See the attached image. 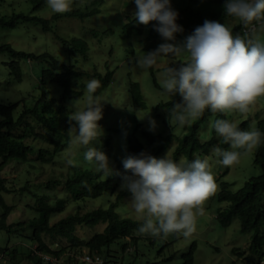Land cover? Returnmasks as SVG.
Segmentation results:
<instances>
[{
	"label": "rangeland",
	"instance_id": "rangeland-1",
	"mask_svg": "<svg viewBox=\"0 0 264 264\" xmlns=\"http://www.w3.org/2000/svg\"><path fill=\"white\" fill-rule=\"evenodd\" d=\"M92 1L95 0H73L72 5L74 9L88 11L95 6ZM127 2H131V0H102V4L98 6L99 12L84 20L69 17L53 20L51 17L56 13L45 4L41 9L31 12V15L49 20L52 32H43L40 25L24 22L19 23L14 29H0V45L9 44L16 51L34 55L48 53L66 64L73 65L76 71L85 74L84 77L75 80L72 84L74 90H82V97L78 100L65 99L64 101V106L70 117L77 109L86 107V85L92 79H96L93 74L104 75L107 71L113 73L110 84L95 96L104 103L103 118L98 122L103 129V135L99 141L93 143V146L99 147L103 151L106 138H111L110 154L107 157L109 166L114 172L117 171V162L121 163L124 159V153L127 149V135L135 133L138 136V131L134 132L136 123L142 124L153 135H165L172 132L176 136L168 144L165 151L157 157L158 159L166 156L174 160L175 146L182 134L181 127L172 124L173 121H169L165 111H158L155 108L157 104L169 101L168 95L163 94L161 90L153 86L149 69L142 70L135 65L136 59L147 53L142 50L141 37L135 36V34L126 35L123 32V25L131 20L134 15L133 8L124 6ZM174 2L175 0H170L171 4ZM30 7L28 0H0V16L18 13L29 14ZM219 23L232 29L241 22L225 20ZM107 30L111 31L110 35L104 34V31ZM247 31H250L252 38L264 43V23H257L255 28L251 26ZM72 38L85 40L88 47L86 60L80 55L70 52L68 46H64L60 42L61 40L70 42ZM184 41L185 38L177 36L175 41L170 43L181 45ZM188 59L187 54L161 57L157 64L152 67L156 83L163 88L164 69L175 65L177 61H187ZM9 60L8 55L0 54V104L9 105L18 102V107L12 111V117L16 118L25 102L31 105V95L35 97L38 94L36 87L41 65L40 63L21 62L23 75L22 80L17 83L12 79L5 65ZM129 81L139 84L146 104L144 110H131L127 91ZM48 91L49 96L56 99L61 95V89L56 85H48ZM223 114L225 120L234 122L237 126L242 122H247L248 130H251L253 127L255 128L257 119H264V96L258 97L247 113L242 114L233 110L225 111ZM27 121L30 122L29 119ZM214 121L213 117H209L200 125L198 130L200 143L208 141L213 136L212 130L214 128L212 125ZM31 125L34 131H37V127L32 123ZM73 135L70 133L71 144L56 155L53 163L42 164L37 160V155L34 154L28 156L26 163L10 162L3 168L0 176L4 178L6 186L14 191L10 194H2L5 204L13 207L6 219L7 224L27 221L35 216L31 209L35 203V198L28 191L38 196H45L47 202L51 204L58 199L64 200L63 211L53 215L49 220L50 224L76 212L82 214L98 207L106 209L112 202L115 195L112 196L109 192H105L95 199L74 203L62 185L48 184L52 180H64L74 172L76 167L93 172L99 170L94 161L88 162L84 159L86 148L75 143ZM215 137L219 138L220 136L215 133ZM24 143L33 147L35 151L50 148L31 136L26 137ZM228 150H232L231 146ZM255 150L256 148L242 156L239 163L230 167H225L218 162L219 159L215 156L213 149L208 155H195V158L207 157L209 159L218 190L219 181H223L229 185L230 191L235 192L243 186L246 180L260 173L259 166L253 164ZM182 159L184 158L180 157L177 162ZM47 184L49 188L46 187ZM24 186L28 191L20 192V188ZM216 193L204 202V214L197 217L196 231L191 236L184 237L177 233L151 236L135 231L131 238L129 237V246L124 253H121L118 243L110 245V250L102 255L106 264H130L132 255L136 252L134 264L145 262L182 264L183 255L192 243L195 244L194 264H243L239 258L232 254L231 250L233 248L246 250L250 235L239 232V221L236 218L232 219L230 225L225 228L218 226L214 219L216 210L225 207L226 203L217 202ZM114 211L121 218L143 221V218L133 210L130 196L123 198ZM104 226L105 224H97L94 227L76 226L74 235L79 240L86 241L94 234L102 232ZM27 235L7 237L4 231H0V249H5L4 251L7 252L6 255L0 252L2 264H46L44 262L37 263L36 260L31 261L26 257L28 251L34 250L36 247V244L26 237ZM135 237L138 239L136 242H132ZM41 239L53 251L61 247H70L57 259L55 264H85L77 261L72 254H88L86 248L81 247L82 251H80L79 248L73 247L72 250L69 242L52 235L42 234ZM13 249L18 254L15 258L10 259ZM67 256L74 260L72 262L67 260Z\"/></svg>",
	"mask_w": 264,
	"mask_h": 264
},
{
	"label": "trees",
	"instance_id": "trees-1",
	"mask_svg": "<svg viewBox=\"0 0 264 264\" xmlns=\"http://www.w3.org/2000/svg\"><path fill=\"white\" fill-rule=\"evenodd\" d=\"M30 4L29 14H12L10 16H0V29H14L19 23H32L40 25L43 32H52L49 26V20L37 18L31 15L45 4L46 0H28ZM225 0H175L171 4L172 8L178 12L177 24L182 26L183 32L176 34V37L185 38L190 36L196 27L202 26L205 20L222 22L225 20H238L241 23L233 27L231 30L233 35L239 34L244 38H252L250 31H247L251 26H256L257 23H264V21H254L251 26L245 27L243 22L236 17L229 16L224 12L223 4ZM95 6L88 11L74 9L66 13H56L51 18L53 20L64 17L78 18L84 20L87 17L93 16L99 12L98 6L102 4V0L92 1ZM73 4V0H72ZM125 7H131L135 12V4L133 0L124 4ZM156 22H151L148 26L138 24L134 16L131 20L123 25V32L126 35H133L141 37L142 50L145 53L152 52L158 48L165 41L154 31L153 25ZM104 34L110 35L111 31H104ZM95 36V33L93 32ZM62 45L68 46L70 52L80 55L84 60L87 59L88 47L85 40L80 38H72L70 42L65 40L60 41ZM170 43V42H169ZM0 54L9 56V62L5 63L12 79L19 83L22 80L21 62L40 63L41 70L37 78L36 90L38 94L34 97L31 95V105L26 102L21 106V110L16 118L12 117V111L18 107V102L9 105L0 104V173L3 168L10 162H28V156L37 155V160L42 164L53 163L56 155L60 153L66 146L71 144V136L68 131L70 116L64 106L65 99L78 100L82 97V90H74L72 84L75 80H80L85 76L84 73L78 72L73 65L66 64L56 57L42 53L34 55L22 51L14 50L9 44L0 45ZM165 57V56H162ZM187 61H177L171 67H178L179 63ZM153 86L161 90L153 76V68H149ZM96 79L101 82V87L93 94L97 96L104 88H106L112 81L113 73L107 71L104 75L93 74ZM48 85H56L61 89V95L58 99L49 96ZM128 96L131 110H144L146 104L142 97L140 86L137 82H128ZM169 101L159 103L156 105V110L165 111L168 114L172 110L174 103H179L181 98L179 95L169 96ZM209 117L214 120L225 119L223 112H213L206 109L203 115L190 123L183 126L173 121L172 124L181 127L182 134L177 140L174 161L180 157L191 161L195 159V155L206 156L215 147H220L223 150H228L230 144L222 141V138L215 137V130H212V137L200 143L198 139V130L202 123ZM30 120V122L27 121ZM34 124L37 131H34ZM240 130L247 131L248 123L242 122L237 126ZM255 128L264 134V119H257ZM135 133L127 135V149L124 153V158L128 155H138L141 152H146L149 155L157 158L163 153L169 143L176 137L172 132L165 135H153L142 124H135ZM28 136L38 139L40 142L48 145L49 149L34 150L33 147L26 145L24 139ZM111 138L107 137L103 147V152L106 155L110 154ZM219 159V158H218ZM117 162V161H116ZM253 164L259 166L260 173L255 177L246 180L243 186L232 192L229 190V185L223 181H219V190L216 193L217 202H225L226 206L216 210L214 219L218 226L225 228L230 225L232 219L236 218L239 221V232L241 234H248L249 243L246 250L241 248H233L232 254L235 255L243 264H264V135L260 145L256 148L253 156ZM114 172V171H113ZM119 175L107 176L98 170L93 172L81 167H76L74 172L67 176L64 180H52L48 184H59L63 186L64 191L68 194L72 202H81L88 199H95L105 192L110 195H115L112 202L106 209L98 207L91 211L79 214L67 215L59 221L50 224V218L59 214L64 209V200L58 199L53 204L47 202L45 196H38L35 193H30L27 188L21 187L20 192H29L35 198V203L31 207L35 216L27 221L15 222L14 224H7L6 219L9 213L13 210L12 206L5 204L2 194H10L11 191L5 184L4 178L0 176V231H4L7 237L17 235L26 237L36 244L34 250L30 249L27 253V258L36 260L37 263H42L39 254H47L59 258L67 248L61 247L56 251L51 250L41 239L42 234L59 237L70 243L73 247H81L88 250V254L92 256H99L103 259L104 252H108L110 245L118 243L121 253L127 251L129 246V237L132 233L138 230L143 221H135L129 218H121L115 213V208L119 202L130 196L124 190H121V176L130 175L125 173L122 162H117V171ZM46 185L49 188V185ZM97 224H105L102 232L94 234L86 241L79 240L75 235L76 226H91ZM160 236H164L161 234ZM128 238V239H127ZM138 238L132 239L136 242ZM123 240V242H120ZM119 241V242H118ZM81 248V249H80ZM136 251V248H134ZM5 249H0V252L7 254ZM195 244L192 243L187 252L183 255L182 264H194L193 253ZM79 251V252H80ZM137 253V252H136ZM136 253L132 255L131 263L134 264L136 260ZM18 252L13 249L10 254V259L15 258ZM67 260L73 261L72 257L67 256ZM104 260V259H103ZM75 263V261H74ZM104 263L106 264L105 260ZM0 264H2L0 262ZM48 264V263H46ZM143 264H155L152 262H145ZM234 264V263H232Z\"/></svg>",
	"mask_w": 264,
	"mask_h": 264
},
{
	"label": "clouds",
	"instance_id": "clouds-1",
	"mask_svg": "<svg viewBox=\"0 0 264 264\" xmlns=\"http://www.w3.org/2000/svg\"><path fill=\"white\" fill-rule=\"evenodd\" d=\"M46 2L55 13L72 10V0ZM133 3L135 21L144 26L156 22L154 31L165 41L156 50L138 57L137 68L147 70L162 56L187 54L189 57L187 62L179 63L178 67L168 66L163 72V94L181 98L169 113V118L178 125L200 118L206 109L247 113L257 98L264 96V43L233 35L225 24L209 20L196 27L183 44L169 43L183 32L176 23L178 12L170 0H133ZM223 8L245 27L254 21H264V0H225ZM100 87L101 82L96 79L87 83L86 107L72 113L68 131L74 134L75 143L86 148V161H94L106 176L119 175L109 166L107 155L93 146L103 135L98 122L103 118L104 103L93 95ZM212 127L232 149H213L218 162L225 167L239 163L242 156L260 145L264 135L254 127L240 130L234 122L225 119L215 120ZM122 165L130 175L121 176L120 188L130 194L133 210L143 218L137 230L139 234L191 236L196 231L197 217L204 214V202L218 191L207 157L177 162L141 152L128 155Z\"/></svg>",
	"mask_w": 264,
	"mask_h": 264
},
{
	"label": "built area",
	"instance_id": "built-area-1",
	"mask_svg": "<svg viewBox=\"0 0 264 264\" xmlns=\"http://www.w3.org/2000/svg\"><path fill=\"white\" fill-rule=\"evenodd\" d=\"M42 262L48 263V264H55L57 262L56 257L47 255V254H39L38 255ZM72 256L79 262L85 263V264H105L103 259L99 256H92L90 254L82 253V254H76L73 253Z\"/></svg>",
	"mask_w": 264,
	"mask_h": 264
}]
</instances>
